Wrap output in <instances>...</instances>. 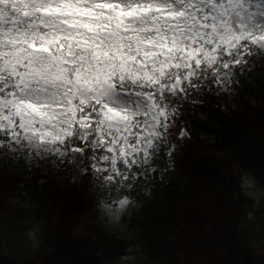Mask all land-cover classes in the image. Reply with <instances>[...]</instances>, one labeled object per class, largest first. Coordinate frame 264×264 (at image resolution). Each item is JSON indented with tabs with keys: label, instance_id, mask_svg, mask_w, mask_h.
Segmentation results:
<instances>
[{
	"label": "trees",
	"instance_id": "obj_1",
	"mask_svg": "<svg viewBox=\"0 0 264 264\" xmlns=\"http://www.w3.org/2000/svg\"><path fill=\"white\" fill-rule=\"evenodd\" d=\"M213 1L229 9L259 0ZM148 18L152 31L163 32L156 12ZM39 19L0 5L6 34L29 29L0 57V103L57 81L73 127L64 157L30 163L0 152V264H103L104 256L121 257L131 246L146 256L125 264H264V199L254 200L242 186L244 174L264 184V51L247 40L228 49L204 20V30L188 37L196 53L192 69L181 63L182 43L170 39L163 73L150 66L136 73L139 39L128 54L117 37L91 51L75 49L69 63L71 42H45ZM215 49L217 63L208 66L203 59ZM105 86L145 95L153 106L160 135L140 162L121 155L122 136L97 142L102 99L84 100L77 88ZM132 131L141 141L142 133ZM128 165L140 177L126 188ZM124 197L141 202L129 238L108 231L98 210Z\"/></svg>",
	"mask_w": 264,
	"mask_h": 264
},
{
	"label": "rangeland",
	"instance_id": "obj_2",
	"mask_svg": "<svg viewBox=\"0 0 264 264\" xmlns=\"http://www.w3.org/2000/svg\"><path fill=\"white\" fill-rule=\"evenodd\" d=\"M7 4L23 15H40L39 25L45 29L42 32L45 42L61 38L70 40L74 47L65 55L69 63L73 61L74 48L90 51L111 44L117 37L115 44H121L123 54H127L134 39H140L141 61L136 73L145 66L163 73L167 41L174 39L182 43V65L192 69L196 53L188 37L194 30H198V34L204 30V20L215 24L228 49L239 40H247L264 51V0L229 4V9L213 0H0V5ZM152 11L158 14L163 32L152 31L147 17ZM27 32L20 30L8 35L0 29V57L8 55L16 43L24 41ZM37 50L43 51L45 47ZM203 60L208 66L216 64L217 50L206 54ZM81 64L88 66L89 62L82 60ZM43 86V89L29 87L18 97L0 104V152H11L30 163L49 156L67 155L65 142L72 122L63 93L65 89L57 81ZM77 94L84 100H103L97 142L107 144L110 140L118 143L123 137L119 151L124 159L142 161L140 155L146 154L153 139L160 135V126L153 118V107L148 98L106 86L98 91L78 87ZM133 126L142 133L141 141L133 139L136 134L132 131ZM128 166L123 170L125 176L121 181V186L126 188L140 177L139 172ZM242 186L246 195L254 200L264 199V184L249 174L242 176ZM140 203L127 197L103 203L98 207L100 220L111 233L129 238L133 232V212L138 210ZM17 204L27 206L22 198L17 200ZM29 236L33 239L32 230ZM145 256L140 248L131 246L121 257L104 256L102 263L125 264L145 259Z\"/></svg>",
	"mask_w": 264,
	"mask_h": 264
}]
</instances>
